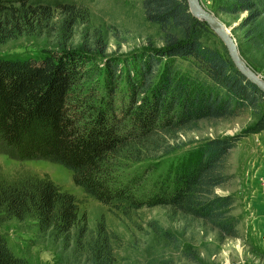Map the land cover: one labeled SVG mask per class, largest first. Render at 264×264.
Instances as JSON below:
<instances>
[{
  "label": "trees",
  "instance_id": "trees-1",
  "mask_svg": "<svg viewBox=\"0 0 264 264\" xmlns=\"http://www.w3.org/2000/svg\"><path fill=\"white\" fill-rule=\"evenodd\" d=\"M142 7L145 19L159 26L163 46L137 53L124 73L110 64L101 84L83 83L91 77L88 63L96 59L88 53L0 55V149L20 160L64 166L88 196L111 208L167 205L201 220L220 241L240 237L237 197L217 189L235 178L230 156L238 142L264 130V93L236 67L223 43L218 48L205 41L214 32L192 14L187 0H142ZM72 8L67 0H0L1 29L9 33L24 23L33 28L37 20L42 30ZM217 11L247 13L238 26L239 47L249 65L264 73V0H221ZM249 109L254 123L234 135L202 139L191 159L144 194L137 190L141 179H118L107 166L131 141L198 130L202 121L231 120ZM11 218L34 219L64 248L74 239L85 249L86 264H114L109 244L88 238L91 230L79 226L76 196L49 175L9 178L0 171V225ZM186 254L199 262L193 251ZM0 264H32L1 230Z\"/></svg>",
  "mask_w": 264,
  "mask_h": 264
},
{
  "label": "rangeland",
  "instance_id": "rangeland-1",
  "mask_svg": "<svg viewBox=\"0 0 264 264\" xmlns=\"http://www.w3.org/2000/svg\"><path fill=\"white\" fill-rule=\"evenodd\" d=\"M67 1L73 5L72 10L59 12L42 30L37 20L31 23L33 28L26 23L31 29L24 23L9 33L1 29L0 23V55L39 57L47 51L94 55L96 59L88 63L91 77L83 82L87 86L97 81L101 84L104 80L101 73L110 64L117 63L124 73L127 61H133L137 53L163 46L159 26L145 19L142 0ZM219 1L201 0L207 9L233 27L232 32L239 42L243 32L238 26L247 13L235 16L217 11ZM214 34L208 33L205 41L221 48L222 41ZM186 64L184 62L183 67ZM94 67L100 72L96 74ZM255 121L256 116L249 109L231 120L202 121L198 130L184 129L171 136L159 134L144 141H131L110 157L107 166L118 179H141L137 190L144 194L152 189L154 181L174 173L183 162L191 159L194 147L202 139L237 134ZM238 143L230 156L231 172L235 178L229 187L218 188L217 192L236 195L235 213L241 218V235L224 241H220L201 220L185 217L167 205L137 209L104 205L77 186L67 168L46 159L20 160L0 149V171L9 178L21 174L49 175L63 190L73 193L79 207V226L87 225L91 230L88 238L100 237L109 244L114 264H264V229L244 221L249 211L241 201L248 188L245 179L246 172L252 167L249 159L254 163L260 160L264 164V130ZM263 174L264 171L259 182L264 197ZM99 229H102L101 236ZM0 230L7 236L13 250L32 264L87 263L85 249L77 247L74 239L71 246L64 248L48 233H42L32 218L4 220ZM189 250L197 255L199 262L189 258L186 254Z\"/></svg>",
  "mask_w": 264,
  "mask_h": 264
},
{
  "label": "water",
  "instance_id": "water-1",
  "mask_svg": "<svg viewBox=\"0 0 264 264\" xmlns=\"http://www.w3.org/2000/svg\"><path fill=\"white\" fill-rule=\"evenodd\" d=\"M190 11L220 38L229 56L241 73L264 93V76L253 69L241 53L239 42L228 26L214 11L207 9L201 0H187Z\"/></svg>",
  "mask_w": 264,
  "mask_h": 264
},
{
  "label": "crops",
  "instance_id": "crops-1",
  "mask_svg": "<svg viewBox=\"0 0 264 264\" xmlns=\"http://www.w3.org/2000/svg\"><path fill=\"white\" fill-rule=\"evenodd\" d=\"M239 144V143H238ZM251 161V168L246 172L247 177L245 181L248 184V188L245 190V197L243 200L245 208L249 211L248 215L244 218L247 224H253L256 227H263L264 229V197L261 192L259 176L264 171V164L257 160V163ZM262 163V164H260ZM240 214V213H239ZM250 215V216H249ZM260 226H257L259 225ZM248 229V227H247Z\"/></svg>",
  "mask_w": 264,
  "mask_h": 264
},
{
  "label": "built area",
  "instance_id": "built-area-1",
  "mask_svg": "<svg viewBox=\"0 0 264 264\" xmlns=\"http://www.w3.org/2000/svg\"><path fill=\"white\" fill-rule=\"evenodd\" d=\"M261 184H262V190H263V193H264V174L261 177ZM262 239L264 240V232L262 234Z\"/></svg>",
  "mask_w": 264,
  "mask_h": 264
}]
</instances>
